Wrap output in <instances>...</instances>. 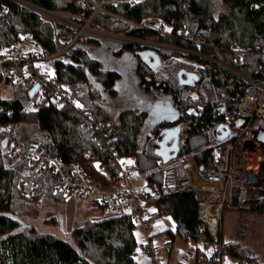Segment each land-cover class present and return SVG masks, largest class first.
I'll return each instance as SVG.
<instances>
[{
    "label": "trees",
    "instance_id": "1",
    "mask_svg": "<svg viewBox=\"0 0 264 264\" xmlns=\"http://www.w3.org/2000/svg\"><path fill=\"white\" fill-rule=\"evenodd\" d=\"M22 1L83 18H89L94 10L83 0ZM224 2L229 6L228 12L218 16L200 0H140L133 4L110 6L113 13L135 22L147 17L161 18L174 31L182 27L193 37H204L208 46L199 47L179 37L133 29L127 22L103 13H98L93 22L109 31L124 32L141 40L201 53L242 74L261 78L259 68L264 65V60L259 51L264 50V0ZM208 28H212L211 33L206 32ZM25 35L32 36L48 55L58 53L60 44L68 45L75 36L71 29L51 22L16 0H0V51L17 44ZM235 44L252 52L243 56L242 63H236L229 51ZM84 45L116 49L119 56L125 53L134 55L140 63L137 71L140 88L146 93L166 96L175 117L154 122V129L141 143V132L150 118L149 108L162 99L149 104L148 110L126 108L116 121L112 119L101 98L103 94L117 95L121 74L115 70L105 71L102 62L91 57ZM146 49L136 44L118 46L81 37L65 54L49 60L55 67L52 77L71 93L77 103L74 106H59L52 101L45 108H36L35 98L30 95L36 82L32 76L24 74L22 67H18L19 78L7 84L18 87L15 95L0 99L9 109V113L0 114V129L9 122L13 123L14 141L26 144L40 141L47 154L59 157L66 164L83 166L94 179H105L98 165L112 157V150L104 141L108 132L114 137L113 144L119 155L134 159L139 171L145 174L147 184L144 191L150 188L152 194L161 189L163 168L170 162L193 154V160L200 165H211L213 149L219 143L215 129L220 124L232 130L237 128V104L247 82L216 63L175 49H157L161 65L153 67L141 56ZM183 70L197 73L199 81L195 85H182L179 73ZM96 77L101 79L100 83H94ZM194 105H199V109ZM104 123H108L110 128L97 131L96 126ZM175 126L180 127L179 139L183 143L177 157L165 163L156 153L160 134L164 129ZM257 130L264 131V120ZM94 134L97 141L93 139ZM199 138L206 139L209 145L193 152V141ZM261 148L262 159L256 180L248 200L239 207L243 209L247 205L248 210L255 213H264V144ZM6 149L0 143V264H92V261L97 264H138L135 257L138 247L136 224L128 215L114 214L99 221L89 220L73 230L72 242L54 234L40 233L35 226L26 224L20 217L23 207L41 190L45 189L58 198L66 199L68 196L55 193L61 177L52 169L39 177L35 196H24L20 185L28 179L29 161L24 155L12 154L8 149L5 152ZM94 202L97 203L96 200ZM152 206L160 215H171L177 223L175 231H167L172 238L169 242L172 248L176 235L186 241H198L202 218L192 190L157 196ZM229 250L238 264H263L255 261L257 256L247 245L232 242Z\"/></svg>",
    "mask_w": 264,
    "mask_h": 264
},
{
    "label": "built area",
    "instance_id": "2",
    "mask_svg": "<svg viewBox=\"0 0 264 264\" xmlns=\"http://www.w3.org/2000/svg\"><path fill=\"white\" fill-rule=\"evenodd\" d=\"M28 8L46 17L51 22L60 23L71 29L75 36L68 45L60 44V51L48 55L42 46L30 35L13 45L4 52L0 51V99L3 88L10 81L17 80L18 67H22L25 75L32 76L39 84L36 91V108H45L52 101L59 106H74L75 99L43 68L42 63L61 56L74 45L81 37L98 39L113 45L136 44L148 48H168L181 51L185 54L199 56L207 61L222 66L241 78L245 86L237 104L239 121L242 126L238 131L232 130L231 135L213 149L211 165H200L193 159L175 160L163 168V184L156 194L148 195L143 190L139 194L134 188L131 176L139 172L137 164L130 159L119 155L114 146V137L110 133L104 135L105 144L110 146L112 157L107 162H101L98 167L105 175V179H94L83 166L72 163L66 164L59 157L47 154L46 147L40 141L29 144L18 143L12 139L14 124L9 122L0 129V143L7 140V147L12 154L24 155L29 161V176L21 185L24 196L33 197L38 190V179L43 172L52 169L61 177V183L56 186L55 193L69 196L73 192L94 194L96 201L105 210L119 215H128L136 226L141 227L146 238L155 264H159L152 251L154 217L149 213L150 206L157 196L176 194L192 190L198 201L199 214L202 218L201 232L197 241L195 257L196 264H227L230 255L229 244L222 240L223 213L227 208L236 209L243 205L250 195L252 184L256 180V172L262 159L261 143L258 140L257 126L264 120V65L259 68L261 78H252L212 57L188 49L166 46L158 42L141 40L124 32L101 29L93 22L98 13L112 16L127 22L131 28L154 32L165 37H179L196 46H208L204 37H193L191 32L184 28L174 29L168 26L161 18L147 17L139 22L123 18L112 11L110 6L122 3H135L138 0H83L84 4L93 7L89 18H83L70 12H55L47 10L22 0H16ZM207 33L212 32L208 28ZM235 57L236 63H242L243 56L252 53L239 45H232L229 50ZM259 54L264 60V50ZM35 83V84H36ZM8 112V106L0 101V114ZM97 131L109 129L108 123L98 124ZM93 139L97 141L96 134ZM6 147V148H7ZM249 160L253 161L254 164ZM204 166V168H201ZM153 207V206H152ZM164 250L172 249L168 243ZM180 262L185 264L189 257L183 255Z\"/></svg>",
    "mask_w": 264,
    "mask_h": 264
},
{
    "label": "rangeland",
    "instance_id": "3",
    "mask_svg": "<svg viewBox=\"0 0 264 264\" xmlns=\"http://www.w3.org/2000/svg\"><path fill=\"white\" fill-rule=\"evenodd\" d=\"M140 1V0H138ZM207 3L215 16L222 13H227L229 6L225 4L224 0H200ZM104 29V28H101ZM89 38V37H87ZM91 55V57L99 59L103 64L105 71H118L121 74V80L117 86L118 93L116 96L102 95L101 103L109 111L112 119L115 121L119 118L122 110L134 107L139 110L145 109L148 103L153 105L157 99L161 103H155L150 107V118L152 123L170 117L172 108L167 101L168 98L157 93H146L139 86V76L137 74L140 66L137 58L129 53L121 56L116 55V51L105 46H83ZM116 55V56H115ZM43 68L49 73L54 72V64L50 62H43ZM101 79L94 78V83H100ZM18 87L6 85L2 92V98H11L15 95ZM196 96V94H192ZM157 97V98H155ZM143 100V103L140 100ZM165 102V103H163ZM148 104V105H149ZM199 109V105H194ZM150 123H146L141 132V143L144 142L147 133L150 129ZM238 128L235 129V132ZM212 142V140H211ZM210 142V143H211ZM183 140L180 141V144ZM207 140L199 138L193 141V152L201 150L207 146ZM11 148V144L7 149ZM6 149V148H5ZM7 149L5 152H7ZM262 150V148H261ZM192 152V153H193ZM186 159H193V154ZM134 163V159H130ZM253 161L249 160V163ZM131 181L136 191L141 194L147 184L146 176L143 172L131 176ZM97 198L94 194H81L76 191L70 194L66 199L53 196L45 189L25 203L21 213V219L28 225H33L40 233H50L57 235L67 241H73V230L83 226L87 221H99L109 218L114 215L94 201ZM22 203V202H21ZM245 205L243 209L227 208L223 213L222 220V240L225 244L234 242L249 246L256 254L255 261L264 264V213H255L248 210ZM149 213L154 217V230L152 239V251L159 264H182L180 257L187 255L189 260L185 264H196L195 257L197 242L193 240L186 241L179 235H176L173 240V248L171 252L162 249L166 244L172 241L168 230L175 231L177 223L169 214H159L156 209L150 206ZM136 235L138 247L136 252V260L138 264H155L152 259L150 249L147 247L146 238L141 227L136 226ZM92 264H97L92 261ZM227 264H238V261L229 257Z\"/></svg>",
    "mask_w": 264,
    "mask_h": 264
},
{
    "label": "water",
    "instance_id": "4",
    "mask_svg": "<svg viewBox=\"0 0 264 264\" xmlns=\"http://www.w3.org/2000/svg\"><path fill=\"white\" fill-rule=\"evenodd\" d=\"M141 56L145 62L149 63L153 67H159L161 65L160 57L155 50H145L141 53ZM179 77H180V83L185 86L195 85L199 81L198 74L194 72H186L183 70L179 73ZM38 89H39V84L36 83L30 90L31 97H34ZM174 117H175V112L172 110L171 116L165 117V118L167 119V118H174ZM242 124H243L242 121H239L236 124V127L239 128L242 126ZM231 133H232V129L225 124H220L215 129V137L218 141L225 140L226 138L229 137V135H231ZM179 135H180L179 126L166 128L161 132L160 134L161 139H159V142H158L159 146L156 150V153L162 157L165 163L177 157L178 152H179V146H180ZM258 140L261 144H264V131L259 132ZM171 141H173L172 144H170ZM2 147L3 148L7 147V140L3 141ZM201 168H204V166H201ZM145 193H147L148 195L152 194V189L146 188Z\"/></svg>",
    "mask_w": 264,
    "mask_h": 264
},
{
    "label": "flooded vegetation",
    "instance_id": "5",
    "mask_svg": "<svg viewBox=\"0 0 264 264\" xmlns=\"http://www.w3.org/2000/svg\"><path fill=\"white\" fill-rule=\"evenodd\" d=\"M140 102L143 103V100L141 99ZM148 104H149V103H148ZM148 104L145 105V109H144V110H148ZM129 108H132V107H129ZM147 123H150V126H151L150 129H149V132H150V131H152V129H154V125H153V123H152V121H151V118H149V119L147 120ZM151 133H152V132H151ZM151 133H150V134H151ZM146 138H147V137H146ZM172 142H173V141H171L170 144H172Z\"/></svg>",
    "mask_w": 264,
    "mask_h": 264
},
{
    "label": "crops",
    "instance_id": "6",
    "mask_svg": "<svg viewBox=\"0 0 264 264\" xmlns=\"http://www.w3.org/2000/svg\"><path fill=\"white\" fill-rule=\"evenodd\" d=\"M147 49L146 50H155V51H157V49H155V48H148V47H146ZM116 50V49H115ZM116 55H118V54H116ZM115 55V56H116ZM151 105V104H150Z\"/></svg>",
    "mask_w": 264,
    "mask_h": 264
}]
</instances>
